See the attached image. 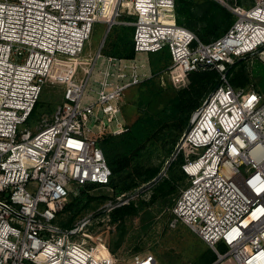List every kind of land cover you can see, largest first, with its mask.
Wrapping results in <instances>:
<instances>
[{"label": "built area", "instance_id": "obj_1", "mask_svg": "<svg viewBox=\"0 0 264 264\" xmlns=\"http://www.w3.org/2000/svg\"><path fill=\"white\" fill-rule=\"evenodd\" d=\"M218 1L235 21L204 42L177 22L176 0H0V264H159L153 252L122 260L102 235L106 229L91 233L96 225L109 229L113 209L155 178L114 203L100 144L104 135L129 129L119 119L121 105L129 86L152 76L139 70L145 63L109 55L96 98L87 89L102 48L87 75L75 74L95 22L112 24L125 10L135 17L136 53L167 49L165 72L186 76L182 86L194 70L216 69L222 77L177 143L187 182L171 226L184 223L198 233L217 252L212 264H264V92L236 87L228 74L237 58L264 48V0ZM45 86L61 87L62 100L32 124ZM89 183L109 189L110 203L60 225L77 187Z\"/></svg>", "mask_w": 264, "mask_h": 264}, {"label": "trees", "instance_id": "obj_2", "mask_svg": "<svg viewBox=\"0 0 264 264\" xmlns=\"http://www.w3.org/2000/svg\"><path fill=\"white\" fill-rule=\"evenodd\" d=\"M235 18L234 13L218 0H176L177 22L193 30L204 42L213 41L223 35ZM114 30L117 31L114 32L115 34L112 33L109 40L107 39L104 53L116 57L134 58L136 56L133 42L134 26L121 24ZM150 53L151 66L158 67L160 62H162L159 66L161 68L169 65L170 53L167 49ZM228 69L230 81L234 86H246L251 81L244 58H237ZM153 76L136 84L139 87L137 103L140 112L132 123L127 122L129 129L121 134H106L100 141L112 169L110 184L115 190V195L110 197L114 203H119V198L122 196L127 197L126 192L133 191L158 175L159 165L147 166L145 160L158 147L175 151L177 143L190 125L193 112L222 80L221 74L216 69L194 70L188 73L187 85L175 88L172 85H161L157 77ZM169 102L175 103L173 112L168 109ZM178 155L176 158L181 165L183 158ZM185 176L180 179L164 176L155 181L151 186L153 190L151 196L155 198L157 194L176 193L178 183L183 182ZM99 186L98 183L82 186L77 195H72L64 211L76 216L92 199L104 197L89 194L90 189ZM147 203L145 200H140L138 203L135 199H130L128 203L113 209L112 218L119 220L135 214ZM217 258V253L209 250L202 264H212Z\"/></svg>", "mask_w": 264, "mask_h": 264}, {"label": "rangeland", "instance_id": "obj_3", "mask_svg": "<svg viewBox=\"0 0 264 264\" xmlns=\"http://www.w3.org/2000/svg\"><path fill=\"white\" fill-rule=\"evenodd\" d=\"M228 1H237V3L245 6L251 4L249 0ZM134 19V15L129 13L128 10H125L112 25L108 22H95L92 34L81 55L82 64H79L75 71V74L78 75L79 78L87 75L86 71L94 66L96 55L99 49L102 48L103 55H101L96 62L94 74L87 89L93 98L98 96L97 91L100 88V83L96 81V78L103 77V71L108 65L109 55L105 54L103 51L107 39H110L109 37L112 33H116L117 30H114L116 26H120L121 24L133 26L132 22ZM165 55H167V53ZM136 57L139 64L145 63L146 65L145 67L141 66L139 70L141 72L148 71L152 76L154 75L157 77L163 86L172 85L175 88H181L183 87V82H187L188 80L186 76L180 78L166 73L165 70L167 66L162 68L159 67L162 62H160L158 67L151 66L149 62L151 58L150 52H138L136 53ZM242 58L245 60L246 68L251 78V81L245 87H254L264 92V48ZM169 61L170 64V57ZM113 70L116 71L114 68ZM126 70L128 72L131 71L129 68ZM115 80H118V78L115 77ZM62 97L63 91L61 87L45 86L34 114L36 122H33L32 119L29 122L37 124V119L40 118L43 113H54ZM137 98H139V87L137 85L129 86L125 91L124 100L121 105L122 111L121 116H119L120 120L123 121L125 119L128 123H132L136 119L140 112ZM174 107V102L168 103L170 112L174 111ZM100 115L103 116L102 111ZM93 122L94 120L92 119L91 124ZM105 122L109 123L110 120L105 118ZM111 123L115 126L117 124V119L111 120ZM32 129L34 130V126ZM176 148L177 145L174 152L171 151V149H166V147H158L155 151L153 150L150 156H148V159L145 160L147 166L159 165L160 171L158 175L162 173V177L173 176L178 179L182 178L185 175L181 167L182 164L180 165V162L176 158ZM178 156L184 158L182 154ZM186 182L187 178L185 176V180L178 183L176 193L169 195L157 194L155 198L150 196V194H153L151 186L154 183H149L151 184L150 187L149 184H147L142 195L132 197L138 203L140 200L148 202L144 204L137 213L128 215L119 220H114L112 218V220L109 221L111 226L109 229L106 228V226H93L91 228V233L98 235L103 229H106L102 235L108 239L110 249L122 260H129L131 255L135 252L143 251L153 252L157 256L159 264H202V260L209 254V250L215 252L216 250L186 224L179 223L177 227H172L170 224L174 217L172 207ZM81 187H77V191H80ZM89 194L92 196L102 195L104 197L92 199L76 216L71 212H64L58 220L60 225H73L91 212L100 210L111 201V192L109 189L102 186L90 189ZM95 238H97V236H95ZM219 248L222 251L225 250L221 245H219Z\"/></svg>", "mask_w": 264, "mask_h": 264}, {"label": "water", "instance_id": "obj_4", "mask_svg": "<svg viewBox=\"0 0 264 264\" xmlns=\"http://www.w3.org/2000/svg\"><path fill=\"white\" fill-rule=\"evenodd\" d=\"M112 25V24H111ZM110 25V26H111ZM110 28V27H109ZM109 30V29H108ZM191 125V124H190ZM190 125L188 126V128H187V130L190 128ZM163 174L162 173H160L159 175H157L150 183L152 184V183H154L157 179H159L161 176H162ZM216 262V261H215Z\"/></svg>", "mask_w": 264, "mask_h": 264}, {"label": "bare ground", "instance_id": "obj_5", "mask_svg": "<svg viewBox=\"0 0 264 264\" xmlns=\"http://www.w3.org/2000/svg\"><path fill=\"white\" fill-rule=\"evenodd\" d=\"M113 18H110V21L112 22Z\"/></svg>", "mask_w": 264, "mask_h": 264}]
</instances>
